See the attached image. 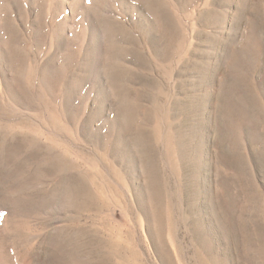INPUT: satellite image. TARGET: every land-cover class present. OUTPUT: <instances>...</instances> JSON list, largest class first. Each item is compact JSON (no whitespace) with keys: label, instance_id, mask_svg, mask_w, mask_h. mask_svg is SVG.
<instances>
[{"label":"rangeland","instance_id":"rangeland-1","mask_svg":"<svg viewBox=\"0 0 264 264\" xmlns=\"http://www.w3.org/2000/svg\"><path fill=\"white\" fill-rule=\"evenodd\" d=\"M0 264H264V0H0Z\"/></svg>","mask_w":264,"mask_h":264}]
</instances>
